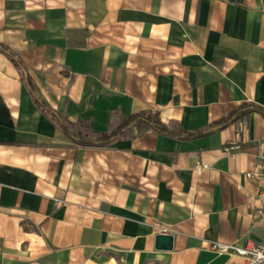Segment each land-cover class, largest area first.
I'll return each instance as SVG.
<instances>
[{"label":"crops","instance_id":"obj_1","mask_svg":"<svg viewBox=\"0 0 264 264\" xmlns=\"http://www.w3.org/2000/svg\"><path fill=\"white\" fill-rule=\"evenodd\" d=\"M0 44L77 131H204L79 144L0 51V264L244 263L212 245L264 234V0H0Z\"/></svg>","mask_w":264,"mask_h":264},{"label":"trees","instance_id":"obj_2","mask_svg":"<svg viewBox=\"0 0 264 264\" xmlns=\"http://www.w3.org/2000/svg\"><path fill=\"white\" fill-rule=\"evenodd\" d=\"M237 1H241V0H237ZM3 48L8 50L7 47L3 46ZM0 51L4 52V50L2 49H0ZM8 56L19 70L22 79L24 80L29 91L31 92L33 100L39 106V108L57 124V126L63 131V133L67 137L75 140L79 144L93 145V144L110 143L115 138H119L127 135L131 126L134 123L139 122L141 120L147 121L155 129H158L163 133L178 137L193 138V137H199L204 134L203 130L185 131L179 125L167 124L162 120L160 114L157 111L156 112L141 111L138 113L130 114L128 117L123 119V121L118 125V127L109 131L90 130L89 128H85V127H84L85 129H80L77 131L75 129V126L68 120L66 116L52 109L39 95L35 85L31 81L29 76L25 74L24 71L22 70V68H24L22 62L13 53H11V55ZM252 111L264 113V107L257 105L255 103L244 102L241 105H239L232 114L233 116L238 117L243 114L250 113ZM226 122H227L226 119H224L219 123L225 124ZM81 132H84L85 134L82 135L80 134Z\"/></svg>","mask_w":264,"mask_h":264},{"label":"built area","instance_id":"obj_3","mask_svg":"<svg viewBox=\"0 0 264 264\" xmlns=\"http://www.w3.org/2000/svg\"><path fill=\"white\" fill-rule=\"evenodd\" d=\"M259 146L261 149H264V143H260ZM246 176L255 178L258 181L259 191L255 199L260 203V206L255 214L264 223V165L261 168L246 173ZM162 232H166V229H162ZM212 249L217 253H233L240 256L244 259L243 264H264V234L259 241L248 238L242 245L214 242Z\"/></svg>","mask_w":264,"mask_h":264},{"label":"water","instance_id":"obj_4","mask_svg":"<svg viewBox=\"0 0 264 264\" xmlns=\"http://www.w3.org/2000/svg\"><path fill=\"white\" fill-rule=\"evenodd\" d=\"M0 49L4 50L5 53L8 55H11V52L7 49H4L3 46L0 44ZM24 73L26 74V71L24 68H22ZM172 241L173 236L169 234H159L157 235V247L162 249H171L172 248Z\"/></svg>","mask_w":264,"mask_h":264}]
</instances>
